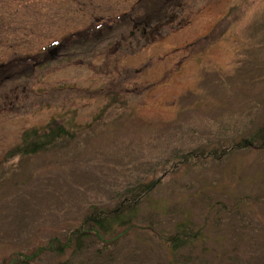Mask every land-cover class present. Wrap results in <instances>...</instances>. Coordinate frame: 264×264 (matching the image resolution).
Wrapping results in <instances>:
<instances>
[{
	"label": "rangeland",
	"instance_id": "374dc122",
	"mask_svg": "<svg viewBox=\"0 0 264 264\" xmlns=\"http://www.w3.org/2000/svg\"><path fill=\"white\" fill-rule=\"evenodd\" d=\"M151 184L107 248L66 247ZM53 239L29 264H264V0H0V264Z\"/></svg>",
	"mask_w": 264,
	"mask_h": 264
},
{
	"label": "trees",
	"instance_id": "16d2710c",
	"mask_svg": "<svg viewBox=\"0 0 264 264\" xmlns=\"http://www.w3.org/2000/svg\"><path fill=\"white\" fill-rule=\"evenodd\" d=\"M170 7H173L174 9L177 7V5H171ZM177 10V9H176ZM167 19L171 18L166 17ZM150 24V23H149ZM139 23H134V28L138 27ZM145 28V27H143ZM87 31V35H90L91 33H94V30H85ZM130 37V35H129ZM142 37L148 40L149 38H146V33L142 32ZM87 44V41L86 43ZM39 129H28L23 132L22 134V141L20 145L15 147L11 152L9 153L10 156L15 155H29L32 153H35L39 150L45 149L52 145L54 141L61 137L62 135L66 134V130L64 127L58 126L57 128L45 131L42 135H39ZM186 156H184L185 158ZM153 184L151 185H141L135 187V189H130L125 193V197L123 199L122 204L120 205L119 212L109 214L104 211H99L94 213L92 217H90L87 220H84L86 224L90 225L91 227L88 230L81 229L76 233H72L70 235L71 241L67 242V246L69 248H72L73 253H81L84 251H88V249H94V243L95 241H98V243L101 244V247L103 249L107 248L108 241L107 239H104L105 236H108L115 227L117 226H124L125 230L133 225L132 220L135 218V212L134 207L136 208L139 205L140 200L146 195V193L152 188ZM133 204L132 207L128 208V211L126 212L123 208L127 207L128 204ZM183 231H186V228L181 229ZM188 233L187 235L183 234L181 236H177L176 234L172 236L170 240V247L171 251L173 253H177L180 249L188 245ZM85 239H90L89 242L85 243ZM56 243V244H55ZM54 244L56 247H54ZM65 245H61L60 242H58L57 239H53L48 247H44L42 251H50V252H57L58 254L64 253V249L66 248ZM96 254H100L102 252V249H95ZM35 254V253H34ZM33 254V255H34ZM75 255V254H73ZM73 257V256H72ZM28 259L24 258L23 263L29 264Z\"/></svg>",
	"mask_w": 264,
	"mask_h": 264
},
{
	"label": "water",
	"instance_id": "95a60500",
	"mask_svg": "<svg viewBox=\"0 0 264 264\" xmlns=\"http://www.w3.org/2000/svg\"><path fill=\"white\" fill-rule=\"evenodd\" d=\"M42 249H43V248L41 247L37 253H35V254L32 255V256H25V258H27V259H31V258L36 257V256L42 251Z\"/></svg>",
	"mask_w": 264,
	"mask_h": 264
}]
</instances>
